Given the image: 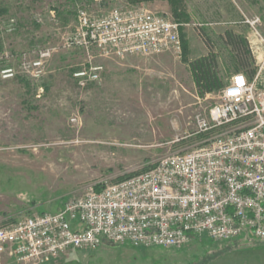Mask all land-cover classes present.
I'll list each match as a JSON object with an SVG mask.
<instances>
[{
    "label": "rangeland",
    "instance_id": "rangeland-1",
    "mask_svg": "<svg viewBox=\"0 0 264 264\" xmlns=\"http://www.w3.org/2000/svg\"><path fill=\"white\" fill-rule=\"evenodd\" d=\"M141 6L181 25V58L65 47L79 9L96 18ZM2 9L0 228L57 212L91 186L141 173L213 136L198 133L196 117L209 115L221 91L202 96L191 64L212 52L223 89L244 72L226 32L245 42L239 60L248 77L264 58V0H0ZM45 50L51 55L42 58ZM92 66L102 68L100 78L82 88L75 74ZM6 69L14 76L4 79ZM0 264L13 263L2 255ZM45 264H264V240L245 230L231 241L193 237L180 249L106 243Z\"/></svg>",
    "mask_w": 264,
    "mask_h": 264
},
{
    "label": "built area",
    "instance_id": "built-area-1",
    "mask_svg": "<svg viewBox=\"0 0 264 264\" xmlns=\"http://www.w3.org/2000/svg\"><path fill=\"white\" fill-rule=\"evenodd\" d=\"M78 28L65 47L102 55L184 53L179 23L141 6L96 18L78 10ZM257 22L252 23L255 25ZM51 55L50 50L41 57ZM43 62L34 63L39 77ZM101 67L75 74L82 88ZM4 79L14 76L2 71ZM199 134L213 136L182 153L161 157L147 170L103 182L68 200L57 212L36 214L0 228V257L13 264H45L70 249L103 244L180 249L193 237L231 241L247 230L264 240V58L252 78L232 76Z\"/></svg>",
    "mask_w": 264,
    "mask_h": 264
},
{
    "label": "trees",
    "instance_id": "trees-1",
    "mask_svg": "<svg viewBox=\"0 0 264 264\" xmlns=\"http://www.w3.org/2000/svg\"><path fill=\"white\" fill-rule=\"evenodd\" d=\"M1 14H6L7 10L2 9ZM225 43L230 46L237 54L238 61L244 66L241 51H243L244 40L240 35L232 32H226L224 36ZM215 67H217L216 57L210 52L207 57L201 58L191 64L194 80L198 88L201 89L202 96L211 94L214 92H220L223 89V84L219 81L217 73H215ZM251 78L255 75V72L251 70Z\"/></svg>",
    "mask_w": 264,
    "mask_h": 264
},
{
    "label": "crops",
    "instance_id": "crops-1",
    "mask_svg": "<svg viewBox=\"0 0 264 264\" xmlns=\"http://www.w3.org/2000/svg\"><path fill=\"white\" fill-rule=\"evenodd\" d=\"M241 68H242V70L244 71L245 74H246V72H248V70H247L246 68H245V69H244L243 67H241ZM247 74H248V73H247ZM247 74H246V75H247ZM233 75H235V74H233ZM249 76H250L249 78H251V74H250V73H249ZM247 77H248V76H247Z\"/></svg>",
    "mask_w": 264,
    "mask_h": 264
}]
</instances>
